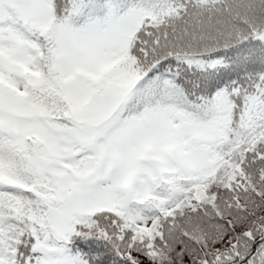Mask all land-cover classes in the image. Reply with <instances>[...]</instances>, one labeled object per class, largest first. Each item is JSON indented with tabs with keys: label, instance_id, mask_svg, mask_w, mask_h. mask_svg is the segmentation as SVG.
Returning a JSON list of instances; mask_svg holds the SVG:
<instances>
[{
	"label": "snow or ice",
	"instance_id": "obj_1",
	"mask_svg": "<svg viewBox=\"0 0 264 264\" xmlns=\"http://www.w3.org/2000/svg\"><path fill=\"white\" fill-rule=\"evenodd\" d=\"M0 264H264V0H0Z\"/></svg>",
	"mask_w": 264,
	"mask_h": 264
}]
</instances>
